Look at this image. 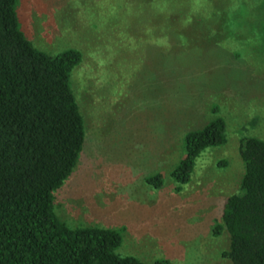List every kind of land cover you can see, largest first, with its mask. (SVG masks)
Listing matches in <instances>:
<instances>
[{
  "label": "rangeland",
  "instance_id": "374dc122",
  "mask_svg": "<svg viewBox=\"0 0 264 264\" xmlns=\"http://www.w3.org/2000/svg\"><path fill=\"white\" fill-rule=\"evenodd\" d=\"M17 13L36 48L82 53L70 83L85 141L53 192L58 217L120 229L117 251L145 263L231 264L221 255L228 235L213 226L239 188V139L264 140V0H18ZM215 107L227 142L197 158L177 193L179 126L202 124ZM153 172L165 175L158 189L144 180Z\"/></svg>",
  "mask_w": 264,
  "mask_h": 264
},
{
  "label": "trees",
  "instance_id": "16d2710c",
  "mask_svg": "<svg viewBox=\"0 0 264 264\" xmlns=\"http://www.w3.org/2000/svg\"><path fill=\"white\" fill-rule=\"evenodd\" d=\"M17 4L0 0V264H169L120 254V229L71 226L55 213L53 192L72 173L85 141L70 83L82 53L66 48L51 55L36 48L21 28ZM213 116L184 132L179 126L182 149L169 170L177 193L191 180L197 158L227 142L225 119ZM238 155L239 188L226 198L213 234L227 233L221 255L231 264H264V140L241 137ZM144 180L158 189L165 175L153 172Z\"/></svg>",
  "mask_w": 264,
  "mask_h": 264
}]
</instances>
